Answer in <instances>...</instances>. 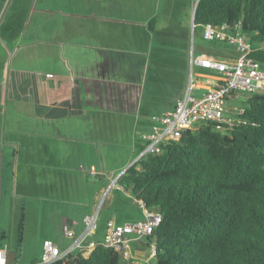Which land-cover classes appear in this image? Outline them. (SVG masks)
<instances>
[{
	"label": "crops",
	"instance_id": "crops-1",
	"mask_svg": "<svg viewBox=\"0 0 264 264\" xmlns=\"http://www.w3.org/2000/svg\"><path fill=\"white\" fill-rule=\"evenodd\" d=\"M191 1L179 0V5L177 0H164L161 11L158 12L155 5L149 8L146 0H66L61 5H55L53 0H45V14L52 17L53 12H59L61 22L55 27L47 26L43 40L35 38L27 42L29 49L33 50V45L38 43L39 48H43L45 69L26 73L29 76L24 81L30 94L23 95L14 104L15 109H21L24 124L18 120L15 126L12 123L10 126L16 128L5 132L0 127V193L11 188L19 191V183L20 191H26L29 180L33 189L54 191L60 188L68 191L69 174L76 171L77 166L78 172L89 173L97 186L92 195V204L82 209L80 221L73 218V208L69 213L72 217L61 218L57 226L59 231L66 225L75 234L81 233L84 215L94 210L110 182L129 167L127 165L131 163L133 154L138 151L137 156L139 155L143 148L141 135L149 134L155 118L172 110L184 96L188 84L186 72L190 67L191 56L194 58L191 47L194 29L191 28L189 13ZM18 11H13L12 20ZM7 25L9 26L1 38L11 37L13 33L14 24ZM154 39L157 47L153 48L152 53L156 57L151 60L154 65L150 70V77L158 81L164 79V87L173 81L175 95L160 114L150 117L142 114L138 121L129 123L139 111V103L142 101L146 80L141 82V77L144 76L140 74H144L145 70L147 74L149 45L154 43ZM204 55L222 57L229 54L213 48L194 59ZM30 56H35V53ZM22 84L20 80L19 88ZM200 86L205 88L207 83L205 87ZM194 92L197 93L195 96L200 95L199 91ZM5 112L4 108H0L1 125ZM107 113L114 116L111 125L116 127V134L111 141L101 133V127L106 124L102 118H107L104 116ZM117 118L119 119L115 121ZM71 122L81 127L78 131L80 134L75 139L59 128L60 124L66 126V123ZM122 127H129L131 132H123L122 137L118 138ZM70 142H76L77 146L73 148L69 145ZM7 148L12 149L10 160H6ZM111 148H118L114 154L126 153L122 162L116 166L105 161L112 153L109 151ZM125 167L127 168L119 175H114L115 171ZM116 185L119 186L117 182ZM112 190L121 191L113 188L107 193L103 201L106 207L103 212L100 210L98 228L91 241L102 240L109 222L122 224L143 218L142 209L128 192L121 191L136 206L130 204L127 198L115 195ZM16 197L21 201L22 192ZM71 197V193H66L58 201L73 205ZM41 198L45 199V196ZM5 204V223L16 225L19 208L16 210L15 207L9 208L8 202ZM10 204L12 206L13 202ZM38 208L41 209V214L49 212L46 205L42 204ZM27 220L25 211L24 232L29 228ZM36 222L35 227L38 225L41 230L40 221ZM40 232L36 245L39 254L35 258H22L25 263L38 261L43 241H52L50 236H42ZM65 238L71 246L72 240ZM3 247L0 243V248ZM66 248L59 249L64 251ZM131 254L136 264L139 263L137 261H142L148 254L146 241L133 243ZM8 264L19 263L14 258L10 262L8 259Z\"/></svg>",
	"mask_w": 264,
	"mask_h": 264
},
{
	"label": "trees",
	"instance_id": "trees-1",
	"mask_svg": "<svg viewBox=\"0 0 264 264\" xmlns=\"http://www.w3.org/2000/svg\"><path fill=\"white\" fill-rule=\"evenodd\" d=\"M193 22L201 30L241 22L244 33L264 38V0H198ZM251 57L264 70V47ZM242 105L246 124L227 134L212 126L185 132L117 179L136 203L161 217L146 240L155 245L153 264H264V94L250 95ZM24 222L21 205L17 249ZM68 258L52 264H125L101 245L88 258Z\"/></svg>",
	"mask_w": 264,
	"mask_h": 264
},
{
	"label": "rangeland",
	"instance_id": "rangeland-1",
	"mask_svg": "<svg viewBox=\"0 0 264 264\" xmlns=\"http://www.w3.org/2000/svg\"><path fill=\"white\" fill-rule=\"evenodd\" d=\"M53 1L55 5H61L66 0ZM146 1L149 8L154 7L155 5L158 9V12L161 11L164 0ZM195 1L196 0L191 1L192 7L189 11L190 17L192 16V10L194 8ZM177 4L180 5L179 0H177ZM15 9H18L19 11L15 15L14 20H12V14ZM44 9L45 0H0V108H4L6 110L4 117H2V119L4 120L2 121V125L0 124V127L2 129L4 128V132L10 128H16L10 126L11 123L13 124V126H15L14 124H16L18 120H20L21 124H24L21 120L23 119V116L20 114L21 109H15L14 104H16L23 95L29 96L30 94L27 83L24 81L25 77L29 76V74L26 73L34 70L40 71L45 69L44 57L42 52L43 48L40 49L38 43L36 45H33V50L32 48L29 49L27 46V42H30V40H34L35 38L43 40L45 28L47 26L50 27V25L55 27V25H58L59 22H61V13L58 12L55 14V12H53L52 17H48V15L45 14ZM48 18L51 19L48 20ZM8 23L12 25L14 24V27L12 29L13 33L11 34V37L1 38L2 33L5 31L6 27L9 26L7 25ZM33 26H35L36 28H33ZM248 36L249 39L247 42L253 50L260 49L264 46V38L261 35L257 33H249ZM149 47L150 55L148 60L147 74L146 70L144 71V74H140V76H144L141 77V82L146 80L142 101L139 103V111L137 112V114L135 113L133 115L132 119L129 120V123H131L133 120L138 121L142 114H148L149 117L160 114L164 110L162 108H166V103L175 95L176 88L173 81H171L167 87H164L162 85L164 83V79L161 78V81L151 79L150 70L154 65L151 60L153 59V57H156L155 54L152 53L153 48L157 47L155 39L154 43H150ZM191 47L194 58H196L199 54L207 52L213 48L219 50L221 53H228L229 55L234 54L233 48L227 46L226 44L219 42H207L203 40L202 30L199 27H196L194 29V32L192 33ZM171 49L172 47H170V50ZM34 53L35 56H30ZM191 58L194 59L192 56ZM194 67L195 66H193L192 71L194 72L195 76L193 77H199V84L204 87L206 86L207 80L214 78V75H216V73L214 72L197 69L196 67ZM190 71L191 70L189 67V70L186 72V83ZM20 80L23 84L19 88ZM196 94L197 93L193 92V95ZM242 104L243 101H241V99L237 101H229L227 103V107L235 108L241 106ZM16 108H19V106H16ZM137 109L138 104L136 110ZM104 116H106L107 118L103 117L102 120H105L106 124L105 126L101 127V133H103L106 139H109L111 141L116 134V127L114 128L111 125V123L114 122V116L108 113L104 114ZM118 119L119 118H117L115 121H117ZM62 125L63 124H60L59 128L63 130V133H68L70 138L75 139L77 138L76 135L80 134L78 131L81 130V127H77L74 122L66 123V126ZM123 132L124 134H129L131 132V129L129 127H122V131L118 132L119 135L117 137H122ZM69 145L74 148L75 146H77V143L70 142ZM117 149L118 148L109 150L112 153L107 159H105V161H107L111 166L118 165L126 156V153L123 152L114 154V151ZM6 152L8 154L6 160H10L12 149L7 148ZM137 152L138 151L133 154V159L131 163L127 165V167L131 166L135 162L137 158ZM21 162L22 158H20V163ZM86 167L88 168V166ZM127 167L115 171L114 175H119ZM75 169L76 171H73L69 174L68 191L60 188L58 190L55 189L54 191L40 188L33 189L30 180L28 182L29 186L26 188V191H20V183L17 184L19 191H15L13 188H11L10 190L4 189L1 191L0 232L4 233L0 234H4V238L0 239V243L3 244V248L7 252L9 262L11 261V259L12 261H14L15 258V261L19 264H28L25 263L22 258H29L30 256H33L35 258L39 254L38 248L36 247L39 242V231H41L40 233L42 236H50L49 238L52 240V242H54L60 249H62V247L66 248L69 246L70 242L62 234V228H60V231L58 230L59 227L57 226V222L60 221L61 218L72 216L77 221H80L83 214L82 209L92 204V195L97 187L95 186V181L89 173H79L77 166L75 167ZM8 170H10V166L8 167ZM21 192L23 194V199L19 201L20 199H18L16 196H19ZM66 193H71L72 199L70 202L73 205L59 203L58 198H63L64 194ZM114 194L119 195L120 197H124L125 199L127 198V201H129L130 204L133 203V200L130 197L124 196L123 193L119 190L114 191ZM41 196H45V199H42ZM11 201L13 202L12 206L10 204ZM6 202L9 203V208L15 207L16 210H18L21 205H24L25 211L27 212V221L29 228L25 232L23 230L22 244L18 249L16 246V225L10 226L9 224L5 223V214L3 213L5 210ZM100 203L101 211L103 212L106 205L105 202L103 203V200H101ZM42 204L49 207V212L44 214L40 213L41 209H39L38 207H40V205ZM133 204L136 206L135 203ZM73 208H75L74 213H72V216H69V213L70 211H73ZM104 214L106 213L104 212ZM8 216L9 215H7V218ZM36 221H40V225L42 226L41 230H39L40 228L38 225L35 227V225L37 224ZM13 222L15 223L16 220Z\"/></svg>",
	"mask_w": 264,
	"mask_h": 264
},
{
	"label": "built area",
	"instance_id": "built-area-1",
	"mask_svg": "<svg viewBox=\"0 0 264 264\" xmlns=\"http://www.w3.org/2000/svg\"><path fill=\"white\" fill-rule=\"evenodd\" d=\"M191 28L194 29L192 16ZM202 38L207 42L226 44L233 48L234 54L190 58L191 71L184 96L176 102L172 110L155 118L149 134L141 135L143 148L135 162L147 155L160 154L163 145L179 141L185 132L197 133L202 126H212L216 131L227 134L234 127L246 124V120L242 118L245 112L244 106L228 108L227 103L240 99L245 102L250 95L264 94V70L261 64L251 57L254 50L247 42L249 36L242 31L241 22H237L232 27L226 24L220 26L206 24L202 28ZM193 66L216 73L214 78L207 80V88H201L199 77H193L195 76L192 71ZM194 91H199L200 95H193ZM118 178L119 176L111 181L103 191L101 200L104 201L107 193L113 188L124 191L116 185ZM100 201L91 213L82 218L83 228L80 234H75L66 225L62 226V234L72 240L71 246L61 251L52 241H43L36 264H52L59 260L65 262L68 261L69 255L73 260L77 254L88 258L97 245L112 249L120 255L125 264H136L131 254L132 244L146 241L151 237L154 229L160 224V215L147 210L141 202H137L143 211L141 220L122 224L109 222L102 240L94 242L90 239L98 227ZM146 247L148 254L142 261H137L138 264H153L155 245L150 242ZM0 264H8L7 252L4 248H0Z\"/></svg>",
	"mask_w": 264,
	"mask_h": 264
},
{
	"label": "water",
	"instance_id": "water-1",
	"mask_svg": "<svg viewBox=\"0 0 264 264\" xmlns=\"http://www.w3.org/2000/svg\"><path fill=\"white\" fill-rule=\"evenodd\" d=\"M197 2H198V0L195 1L194 8H193V11H192V18H193V20H194V11H195V7H196Z\"/></svg>",
	"mask_w": 264,
	"mask_h": 264
}]
</instances>
